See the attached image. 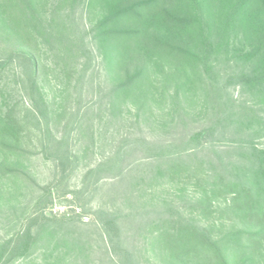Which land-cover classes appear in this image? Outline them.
Here are the masks:
<instances>
[{
  "label": "trees",
  "instance_id": "trees-1",
  "mask_svg": "<svg viewBox=\"0 0 264 264\" xmlns=\"http://www.w3.org/2000/svg\"><path fill=\"white\" fill-rule=\"evenodd\" d=\"M80 7L93 28L92 42L108 46L117 77L111 84V106H106L103 98L96 99L77 112L79 125L72 134L51 140L52 149L54 144L64 147L61 155L57 157L58 150L53 158L60 165L55 183L85 163L79 192L88 198V204L106 181L122 187V199L133 196L143 200L163 181L185 194L191 190L192 195L186 196L187 206L182 207L185 215L168 210L155 220L146 213L136 219L119 213L109 196L98 209L74 214L64 222L48 219L42 210L45 223L31 224L26 231L18 230L17 238L1 241L0 264L31 255V249L41 244V230L46 234L45 229L77 230L83 226L105 238L106 249L101 254L112 256L110 264H140L131 246L139 230H144L141 226L148 229L142 244L153 240L167 255L198 254L204 264H229L230 256L240 251L234 241L258 240L264 234V148L253 144L264 135V0H0V83L6 69L16 62L22 67L17 91L25 95L23 105L8 106L6 113L0 114V149L7 153L6 160L0 162V197L3 183L24 185L31 180L20 161L32 155L34 127L28 114L36 124L58 117L54 111L44 114L34 106L35 94L43 101L38 89L39 51L53 55L48 70L64 81L60 90L64 104L56 106L57 110L62 108V113L68 114L67 107L77 104L85 80L80 62L88 57L84 38L72 37V15ZM162 78L172 82L173 94L168 96L159 86ZM231 85L250 98L241 100L227 93L225 89ZM167 97L170 108L164 111ZM122 102L132 103L125 118V125L130 126L127 129L136 136L132 149L122 151L123 144L121 149L112 146L100 162H84L87 154H94L92 124L97 122L92 121L89 132L82 131L90 145L81 144V126L90 118L101 122L104 111ZM198 103L202 105L196 112ZM155 108L158 111L154 112ZM39 131L50 135L47 128ZM222 138L225 140L220 141ZM134 153L141 156L133 159ZM9 157H15V162ZM89 186L93 189L88 190ZM220 200L225 204L219 216L230 213L224 223L212 221L217 213L214 203ZM35 206L32 215L40 205ZM28 210L26 207L23 215H28ZM237 222L243 230L232 232ZM129 226L132 234L125 237ZM246 228L258 231L247 232ZM64 241L67 247L69 241ZM80 248L71 246L77 252L72 256L77 257L69 264H77L78 255L81 264L93 261L83 257ZM43 257L44 264L52 260V264H67L64 258H55L53 250Z\"/></svg>",
  "mask_w": 264,
  "mask_h": 264
},
{
  "label": "rangeland",
  "instance_id": "rangeland-1",
  "mask_svg": "<svg viewBox=\"0 0 264 264\" xmlns=\"http://www.w3.org/2000/svg\"><path fill=\"white\" fill-rule=\"evenodd\" d=\"M95 19L96 18L93 17V21H95ZM88 22L89 20L84 14L82 8H77V11L72 15V37L84 38L88 51L86 55L88 57L80 62L83 64V69L85 71V80L80 85V93L78 94V99L75 101L77 104L67 107L69 111L68 114H63V109L60 108L61 110H57L58 107H56L64 104L62 93L60 92L64 86V81L61 77H57L54 73L48 70L52 67L54 57L52 54H46L45 51H39V73L41 76L38 79V89L39 94L43 97V101L34 93L35 96L33 98L36 102L34 106L36 109L39 108V112L44 114L48 111H54V113L58 114V117L54 118V120L48 121L47 124H45L44 121L42 124L37 122V124H40L38 126L36 121L30 119L31 114H28V121L32 124L31 128L34 127L32 152L28 151L32 155L22 157L20 161L23 166L26 167L25 171L29 173L31 180L28 184L24 185L23 183L14 185L3 183L4 187L1 191L3 195L0 197V243L1 241L17 238L15 237L16 232H19L18 230H22V232L26 231L31 224L42 225L45 223L46 220L41 216L42 210H44L43 214L48 219H55L64 222L74 214L82 215L88 213V210L91 208L98 209L100 205L107 202V196L110 197L108 198L110 201L112 200V202H110L111 205L113 204L117 206L119 213L122 212L123 215H133L135 219L138 215L144 213L148 214L150 219H154L157 218L160 213L167 214V212H169L168 210H176L180 212V214L183 213V215H185L183 208L187 206L186 196L190 198L192 191L189 190L190 194H185L178 186H167L165 181L152 188L149 196L143 200L140 198H134L133 196H123L124 198L122 199V196L120 195L122 187H115L116 184L113 185L111 182L106 181L105 185L98 186L99 192H96L94 199L89 204L87 203L88 198L82 197V194L79 192L82 190L81 182L83 181V176L87 170L84 168L85 163H82L74 174L66 176L64 180L58 184L55 183V180L58 178L57 172L60 170V165L59 163L53 162V158H56L55 154L58 150L60 152L57 157H59L64 151V147L54 144L55 148L52 149L50 147L52 143L51 140H53L54 137L59 139L61 134H72V130L77 129L79 125V118L76 116L77 112H80L84 108H88L92 104L91 102H94L96 99L103 98L104 101L107 102L105 105H110L109 95L112 90L111 84L117 77L113 59L111 58V55L109 56L108 46L92 42L90 37L92 36L91 31L93 28L88 25ZM235 47H239V45L236 43ZM232 53L233 52H231L230 57L232 56ZM221 56L223 57L222 59L225 58L224 54ZM229 64L232 65V63ZM164 66L167 67L166 64ZM6 70L8 73L3 75L5 78L0 83V114L2 115L6 113L8 106L11 107L14 104L23 105V98L25 97L21 91H17L16 87V82L20 78L22 72L21 65L15 62L12 67L7 68ZM154 74L155 73L152 71V75ZM159 86L165 88L168 96L174 93L172 82L165 81V78L161 79ZM225 91H228L227 93L230 95L239 96L241 100L250 98L240 87L231 85L226 88ZM166 101L167 102L163 105L164 111L170 108L171 101L169 97H167ZM201 105L202 103L197 104L196 112L201 109ZM131 107L132 103L130 102H127L125 105L123 102L121 105L115 104L111 109L112 112L109 108L106 112L104 111L101 122L90 118L87 123L81 126L82 129L80 132L84 136L83 132H89V127H91L90 124L92 121L99 123L92 124V130L96 137L94 138V141L96 142L95 147L99 149L93 147L92 150L94 151V154H87L84 162L87 163L88 161H93V164L100 162L103 157L109 155L112 146L121 149V144H123L125 148H123L122 151H130V149H132L131 145L134 144L136 136L127 129L130 127L129 123L125 125V118L128 116L127 110H130ZM178 107L179 106H177V108ZM94 108H96V106ZM19 110H22V108H17V111ZM32 111L34 110L32 109ZM156 111H158V109L155 108L154 112ZM23 115L24 112L20 113L18 116L21 118ZM60 115L63 116L60 117ZM52 116L53 115H50V118ZM96 116L97 115H95L94 118ZM45 128L49 129L50 135L46 136L39 131L40 129L44 131ZM80 139L82 141L81 144H83V142L89 145L91 144L88 141V135H86V137L84 136V139ZM122 140L124 141L122 142ZM208 140L209 138L206 141ZM212 140L217 139L213 138ZM219 140L222 141L225 139L222 138ZM73 141H75V139ZM253 144L256 148H264V135L255 139ZM23 146L25 147L24 144ZM50 154L54 156L51 158ZM132 155L133 159L141 156L139 153H134ZM6 157L7 153L2 152L0 149V162L5 161ZM8 160L15 162V157L12 159L9 157ZM136 162L139 163L138 159ZM34 186H36L37 189ZM46 188L49 189L46 191ZM38 189L44 191V193ZM91 189H93V186H89L88 190ZM13 193L15 196L12 195ZM36 197L40 198L34 201L33 199ZM224 202L225 201L220 200L214 203L217 213L214 214L216 219L214 218L212 221L215 220L224 223V220L229 219V212L223 217L219 216V213H223V210L220 209L222 208V205L225 204ZM36 203H39L40 206L36 208V214L32 215L31 212L35 209ZM26 207H29L30 210H28V215H23ZM172 214L176 215L175 212H172ZM142 222L146 224L148 222L149 224V221ZM15 224L18 225L15 226ZM149 225H147V228H149ZM131 227L132 226H129L125 237H127L128 234H132V231H130ZM218 227L222 229L220 226ZM141 228L144 230H139L140 235L133 238L135 242L131 246L132 251L133 249L135 251H133V253L136 255V261L140 264H204L203 262L205 261L198 254L181 255L179 258L174 255H167L165 251L163 252V250L159 249L158 245L153 242V240L150 244H148V242L146 245L145 243L142 244V241H144L142 235H145L148 229H146L145 226H141ZM241 228H243V225L237 222L236 228L232 232L237 231V229L243 230ZM254 229L246 228L247 232L258 231L256 228ZM226 230V228H223V231ZM45 232L46 234L43 230L40 231L38 237L42 238L41 244L38 247L31 249V255L24 260H17L12 264H44L43 260L46 257L43 256L44 254H48L51 250H53L55 258H64L67 264H69V262L73 263L77 256L72 255L77 252L71 250L72 245L75 250H78L79 247H81L79 252L83 253V257L88 256L89 258H93V261L90 264H110L109 260L112 259V256L101 254V252L106 249L105 238L100 236L97 231L92 232L88 226L79 227L77 230L68 227H60L57 230L45 229ZM64 240L69 241L67 247ZM101 240L104 241L105 244H102ZM233 244H238L240 251L232 257L230 256L229 264H264V234L263 236L260 235L258 240L245 242L242 239L240 241H234ZM52 263L53 260L49 262V264ZM77 264H81L80 255H78Z\"/></svg>",
  "mask_w": 264,
  "mask_h": 264
}]
</instances>
